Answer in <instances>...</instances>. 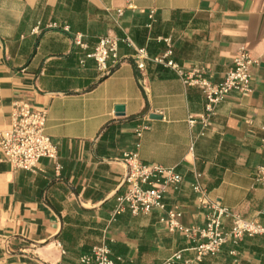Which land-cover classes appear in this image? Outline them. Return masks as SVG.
I'll return each mask as SVG.
<instances>
[{
  "label": "crops",
  "instance_id": "0c3cea01",
  "mask_svg": "<svg viewBox=\"0 0 264 264\" xmlns=\"http://www.w3.org/2000/svg\"><path fill=\"white\" fill-rule=\"evenodd\" d=\"M107 36L130 37L152 57L170 39L184 72L203 70L213 84L248 51L252 92L228 95L201 136L205 92L161 66L138 71L123 44L119 65L102 75L87 56ZM16 102L47 113L58 159L32 173L0 150V264H81L103 244L116 264L194 259L193 244L170 233L159 212L115 217L130 153L183 176L166 202L185 227L206 223L197 180L211 199L264 226L256 180L264 164V0H0V134L11 128ZM201 264H264V238H245Z\"/></svg>",
  "mask_w": 264,
  "mask_h": 264
},
{
  "label": "built area",
  "instance_id": "2783aa9c",
  "mask_svg": "<svg viewBox=\"0 0 264 264\" xmlns=\"http://www.w3.org/2000/svg\"><path fill=\"white\" fill-rule=\"evenodd\" d=\"M119 17L123 15L118 12ZM152 18V16H151ZM167 50L159 56L152 57L146 48H139L130 37L123 39L107 36L87 58L96 63L102 75H109L120 63V45H126L134 54L132 60L138 71H148L149 65L161 66L171 70L190 87L203 90L207 98L206 115L201 117L203 132L211 126V118L217 107L231 93L248 95L252 92V67L256 61L248 51H241L233 61V68L227 73L224 81L213 84L203 70L194 69L185 73L183 68L173 60V47L170 39L165 40ZM75 44L86 48L83 38L77 36ZM48 117L45 111L30 105L16 102L13 105L11 128L0 134V150L5 158L17 170L35 173L44 159L57 161L58 149L46 134ZM194 126L197 121L190 120ZM143 129L137 133L142 137ZM126 174L123 185L125 194L117 198L115 217L129 211L133 216H147L153 212L160 213V223L170 233L183 235L193 244L194 259H185L182 253L176 254L165 264H201L207 258L216 257L226 246L237 248L245 238H264V226L244 218L241 214L223 207L210 198L206 189L197 180L192 189L197 195L198 208L206 212V223L203 227H185L181 220L183 214L178 207L169 208L166 198L172 192H178L184 178L175 169L141 162L138 153L124 156ZM57 169H60L58 166ZM257 182L264 190V164L259 167ZM264 214V211L262 212ZM236 256V251L231 252ZM81 264H116L111 257V250L106 244L96 246L89 255L81 258Z\"/></svg>",
  "mask_w": 264,
  "mask_h": 264
},
{
  "label": "water",
  "instance_id": "95a60500",
  "mask_svg": "<svg viewBox=\"0 0 264 264\" xmlns=\"http://www.w3.org/2000/svg\"><path fill=\"white\" fill-rule=\"evenodd\" d=\"M124 107H118L117 108V112L119 113V115H124ZM152 119H158L159 117L155 116V115H152L151 116Z\"/></svg>",
  "mask_w": 264,
  "mask_h": 264
},
{
  "label": "trees",
  "instance_id": "16d2710c",
  "mask_svg": "<svg viewBox=\"0 0 264 264\" xmlns=\"http://www.w3.org/2000/svg\"><path fill=\"white\" fill-rule=\"evenodd\" d=\"M151 66H152V65H149V67H148V68H149V69H151Z\"/></svg>",
  "mask_w": 264,
  "mask_h": 264
}]
</instances>
